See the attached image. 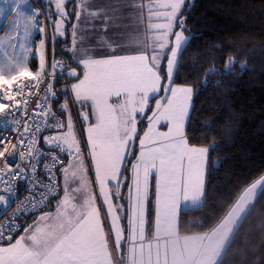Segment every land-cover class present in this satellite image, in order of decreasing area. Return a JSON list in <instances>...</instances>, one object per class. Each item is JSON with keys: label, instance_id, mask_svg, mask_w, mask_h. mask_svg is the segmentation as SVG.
<instances>
[{"label": "crops", "instance_id": "1", "mask_svg": "<svg viewBox=\"0 0 264 264\" xmlns=\"http://www.w3.org/2000/svg\"><path fill=\"white\" fill-rule=\"evenodd\" d=\"M168 9L169 0H79L78 22L74 34L68 37L74 62L69 69L80 73L74 83L81 82L88 66L93 67L91 62L102 56L98 55L96 34L97 40L104 38L108 46L121 44L140 54L125 51L122 55L147 62L110 75L135 76L132 86L115 89L111 97L119 101L122 115L137 124L150 109L152 99L159 97L156 111H163L171 97L164 99L162 95V60L154 62L152 53L158 52L159 45H166ZM79 25L80 30L84 28L80 35ZM95 28L100 29V34L95 33ZM54 31L52 38L57 36ZM98 75L101 78L109 73L97 69L94 77ZM163 115L162 120H167ZM147 140L139 149L129 178L123 172L118 195L110 193L107 200L101 195L97 206L82 196L77 200L60 196L13 241L0 244V264H219L236 229L264 188V175L243 191L213 230L180 235L181 210L203 202L208 149L191 145L185 131ZM152 194L153 228L149 224Z\"/></svg>", "mask_w": 264, "mask_h": 264}, {"label": "trees", "instance_id": "2", "mask_svg": "<svg viewBox=\"0 0 264 264\" xmlns=\"http://www.w3.org/2000/svg\"><path fill=\"white\" fill-rule=\"evenodd\" d=\"M181 15L188 39L173 84L193 87L185 134L191 145L208 149L203 202L180 212L179 234L186 235L217 227L243 191L264 175V0H187ZM69 36L51 37L50 45L71 67ZM165 64L166 58L163 79ZM59 94L58 105L68 100L62 86ZM58 112L67 118L59 106ZM138 153L135 147L126 163L127 178ZM149 207L153 228V194ZM219 264H264V188Z\"/></svg>", "mask_w": 264, "mask_h": 264}, {"label": "rangeland", "instance_id": "3", "mask_svg": "<svg viewBox=\"0 0 264 264\" xmlns=\"http://www.w3.org/2000/svg\"><path fill=\"white\" fill-rule=\"evenodd\" d=\"M186 2L169 0L166 45H159L158 52L152 53L154 62L162 60L160 65L166 58V78L161 76L165 84L162 95L164 99H171L160 113L156 111L160 104L159 97L136 124L128 116L122 115L119 101L111 98L115 89L118 91L121 86H132L135 78L132 73L131 78L110 76L114 71L133 70L147 63L129 54L122 55L125 51L140 55L129 46H108L104 44L107 40H97L95 34L98 55L102 56H97L96 61L91 62L93 67L88 66L86 77L79 83L74 82L80 73L77 74L75 68L68 70L73 78L70 86L72 101L64 99L58 105L67 117V128L57 134L70 152L69 161L65 164L68 168L66 170L64 166L63 169L61 196L65 195V200H77L82 196L96 203L101 195L106 200L110 193L118 195L124 164L128 163L135 147L140 149L147 139L160 134L186 131L194 102V89L188 85L173 84L180 53L188 39L181 15ZM38 4L50 12L49 25L45 24ZM78 18L79 0H0V110L6 105L3 94L5 85L13 84L29 73L39 74L45 70L48 29H55L56 37L66 38L68 32L74 34ZM81 30L79 25L78 35ZM93 30L100 34V29ZM48 40L50 56L51 40ZM84 65L87 66V62ZM97 69L108 71L109 75L94 77ZM117 82L121 84L116 85ZM107 84H110L109 87ZM163 114L167 120H162ZM110 223L112 232H115V222Z\"/></svg>", "mask_w": 264, "mask_h": 264}, {"label": "built area", "instance_id": "4", "mask_svg": "<svg viewBox=\"0 0 264 264\" xmlns=\"http://www.w3.org/2000/svg\"><path fill=\"white\" fill-rule=\"evenodd\" d=\"M38 5L49 25L50 14ZM69 67L70 61L57 57L53 47L44 71L24 75L3 88L0 244L13 241L62 193L63 169L70 152L57 135L66 128V119L58 112V99L62 86L72 101Z\"/></svg>", "mask_w": 264, "mask_h": 264}]
</instances>
